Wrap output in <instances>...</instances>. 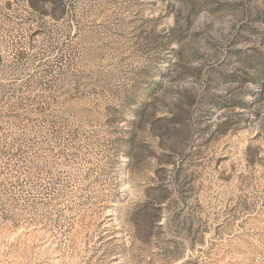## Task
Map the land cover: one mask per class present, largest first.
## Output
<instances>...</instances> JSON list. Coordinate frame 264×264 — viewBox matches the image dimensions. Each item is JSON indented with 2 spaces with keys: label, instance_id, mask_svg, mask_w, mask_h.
<instances>
[{
  "label": "rangeland",
  "instance_id": "rangeland-1",
  "mask_svg": "<svg viewBox=\"0 0 264 264\" xmlns=\"http://www.w3.org/2000/svg\"><path fill=\"white\" fill-rule=\"evenodd\" d=\"M0 264H264V0H0Z\"/></svg>",
  "mask_w": 264,
  "mask_h": 264
}]
</instances>
